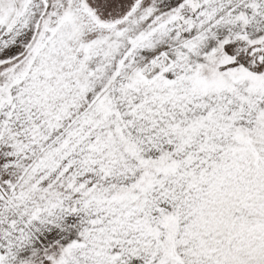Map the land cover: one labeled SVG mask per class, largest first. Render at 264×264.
<instances>
[{"label":"snow or ice","instance_id":"obj_1","mask_svg":"<svg viewBox=\"0 0 264 264\" xmlns=\"http://www.w3.org/2000/svg\"><path fill=\"white\" fill-rule=\"evenodd\" d=\"M0 264H264V0H0Z\"/></svg>","mask_w":264,"mask_h":264}]
</instances>
